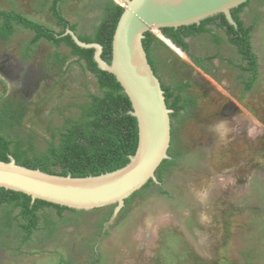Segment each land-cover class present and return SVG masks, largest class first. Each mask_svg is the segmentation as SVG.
Instances as JSON below:
<instances>
[{"label": "rangeland", "instance_id": "374dc122", "mask_svg": "<svg viewBox=\"0 0 264 264\" xmlns=\"http://www.w3.org/2000/svg\"><path fill=\"white\" fill-rule=\"evenodd\" d=\"M38 1L0 0V10L13 9L29 18L30 14L37 15L36 6L41 0ZM77 1L82 5L77 6ZM103 1L65 0L59 9L71 22L78 21L75 33L92 35L102 16ZM254 15L260 19L251 35L259 74L253 89L236 101L245 120L235 124L232 119L224 138L217 132L212 137L206 125L212 123L208 117L213 110L208 109L205 101L171 119L174 139L171 152L180 153L181 158L162 183H154L129 208L119 212L100 239L99 264H264V0H252L242 14L244 23L248 25ZM28 37L19 27L10 46L21 49ZM207 42L197 39L194 48L203 55H211L214 50ZM164 43L179 53L169 42ZM222 48L226 51L221 56H228L233 64L245 65L226 42ZM164 56L165 53L160 56V66L166 65ZM224 57L214 62L218 63L226 87L240 95L241 87H234L237 82L229 79L240 71L225 62ZM68 63L66 85L58 88L57 95L62 101L56 111L45 117L38 113L39 107L31 109L24 113L26 129L15 127L11 132L24 135L34 131V143L39 151L50 138L48 125L59 126L62 116L74 114L76 108L70 104L84 100L88 91L99 93L92 75L80 65ZM160 69L169 73V68ZM6 91L7 87L0 85V104L6 100L12 103ZM200 193H207L203 203ZM203 214L210 222L201 221ZM101 216L102 211L96 210L78 214L66 211L60 220L54 209L43 210L40 231L34 232L21 248L26 255L17 256L15 248L3 264H91ZM8 234L9 241L4 235L0 238L11 249L17 246L20 233Z\"/></svg>", "mask_w": 264, "mask_h": 264}, {"label": "trees", "instance_id": "16d2710c", "mask_svg": "<svg viewBox=\"0 0 264 264\" xmlns=\"http://www.w3.org/2000/svg\"><path fill=\"white\" fill-rule=\"evenodd\" d=\"M59 1L54 0L51 7L53 15L60 20L59 25H61L62 31L59 35L65 32L66 27L76 32L77 23L70 25L68 22L63 21L60 13L56 10ZM251 2L252 0H248L238 8L231 10L237 29L228 24L223 14H219L203 20L199 25L184 26L177 29L163 28L160 29V32L175 47L188 51L189 44L186 40L189 37L206 33L211 34L212 28L209 26L215 25L216 29L226 34L229 43L234 46L239 54L240 60L245 63L240 67L244 73H248L247 80L244 81V92H246L252 88L256 81L259 68L257 55L253 52L251 43V32L256 25V20H253L250 25L244 26V21L240 19L241 13L249 7ZM119 5L112 0H106L100 4L103 10L102 16L99 24L94 27L92 35H78V38L83 42L100 44L103 47L102 58L108 63L111 60L112 38L123 12V8ZM17 26L38 31L37 36L31 42L33 44L44 38L56 48L62 43L66 45L70 52L61 59L62 64L70 56H76L77 59L74 62L78 63L83 71L90 72L96 77L99 93L93 94L88 91L83 102L70 104L76 108L74 114L62 116L63 121L59 126L48 125L46 131L50 138L41 151L36 149L34 131L26 130L27 132L24 135L11 134L15 127L25 128L24 123H26L27 117H24L23 111L15 108L14 104L8 100L3 101V104H0V161L8 162V157L12 156L16 163L21 166L39 169L49 174L62 176L70 174L75 178L98 176L126 165L129 156L133 155L137 149V121L129 114V111H131L130 100L115 77L97 68L93 59L94 50L78 47L69 35L56 37L55 34L48 32L38 24L32 23L13 9L0 10L1 38L9 40L16 32ZM212 38L218 44L222 41L218 34H212ZM142 44L149 64L156 73V67L160 61L156 60L158 55L155 53L160 48L168 47L150 32L145 33ZM56 55L60 56L59 53H56ZM161 86L164 90L167 107L173 110L171 119L175 120L178 113L184 110L189 102L180 95L174 96L173 91H170V87L163 84ZM171 98H173L172 101H170ZM171 129V146L169 148L171 159L164 160L157 169L156 176L159 183L164 181L168 172L178 164L181 158L180 153L171 152L174 142L173 124H171ZM153 184L152 181H149L140 191L135 192L126 199L123 209L129 208L132 201L143 195ZM161 192L165 193L164 190H161ZM47 209H54L58 216L66 211L73 214L83 212L70 210L42 200L31 203V198L28 195L0 188V224L10 228L18 220L19 225L25 232L22 242L30 240L33 232L40 229V212ZM113 209L114 206H109L96 210L102 211V216L97 225L99 237L102 233L103 224L109 220ZM52 224L51 222L50 225ZM9 232L10 230L7 233ZM94 256L96 257L95 254Z\"/></svg>", "mask_w": 264, "mask_h": 264}, {"label": "water", "instance_id": "95a60500", "mask_svg": "<svg viewBox=\"0 0 264 264\" xmlns=\"http://www.w3.org/2000/svg\"><path fill=\"white\" fill-rule=\"evenodd\" d=\"M123 12L111 43V60L102 58L103 47L81 41L67 29L80 48L93 49L97 68L112 74L130 100L129 114L137 121L138 145L123 167L98 176L75 178L45 173L9 161H0V188L23 193L31 203L42 200L74 211H93L114 206L103 224L102 235L125 206V200L140 191L149 181L159 184L156 171L170 160L171 114L164 90L154 73L142 40L145 33H159L163 28L199 25L203 20L223 14L237 29L231 10L248 0H119ZM169 43H171L169 41Z\"/></svg>", "mask_w": 264, "mask_h": 264}, {"label": "flooded vegetation", "instance_id": "af4514ba", "mask_svg": "<svg viewBox=\"0 0 264 264\" xmlns=\"http://www.w3.org/2000/svg\"><path fill=\"white\" fill-rule=\"evenodd\" d=\"M53 1L54 0H41L40 3L36 6L37 15L33 13L34 15L30 14V17L28 18L25 15H22L21 13L20 14L29 19L32 23L38 24L48 32L55 34L56 37L66 36L65 32L70 28L66 27L65 32L59 35L60 31H62V27L61 25H59L60 20H58L51 11ZM105 1L106 0H104L103 3ZM65 3V0H60L59 2H57L56 10L58 11V13H60V17L63 19V21L68 22L70 25L74 23L78 24V21L71 22L69 19H67L63 13V10L59 9V6H63ZM80 5H82L81 1H77V6ZM249 7L247 8L249 9ZM247 8H245L241 13V20H243L242 14ZM100 11L102 15L103 10L100 9ZM253 20H256V25L252 30L251 35L257 28V24L259 23L260 19L258 16L254 15L248 25H250ZM248 25L244 23V26ZM19 27L29 35L27 41L23 42L22 47L20 46L21 49H17L16 46H10V41L17 30L9 40L0 37V85H5L7 87L6 95L8 96V94L10 93L11 96L9 98L12 100V104H14L15 108L23 111V113H26L31 111V109L34 110L39 107L40 111L38 113H42L45 117H49V114L56 111L57 106L61 104L62 100L58 97L57 93L58 88H63L66 85V69L67 66H69L68 62H71V64L75 63L79 65L78 63L74 62L76 61L77 57L72 55L64 64H62L61 59H63V57L70 52V49L66 45L62 43L59 47L56 48L44 38H41L36 44H33L31 42L33 38L37 36L38 31L33 29H25L22 26H17V29ZM209 27L212 28L211 34H199L197 36L189 37L186 40L189 44L188 51H183L178 47H176V49L179 50V53L171 51L169 48L158 49L155 53L156 55H158V57H156V60L161 61L160 56L165 53L164 59L166 60V65L160 66L161 62L158 63L155 74L159 78L161 85L163 84L166 87H170V91H173L174 96L180 95V97L189 102L186 108L178 113L177 118H179L180 115L184 113L186 114L189 109L196 108V105L199 101H205L208 103V109L212 108L211 110H213L211 116L208 117L212 121V123L206 126L208 127L207 131H209L212 137H214L216 135V125L221 121H225L228 126L232 123V119L235 124H241V122L245 120L236 105V101L238 102L240 100L239 97H242V95L244 94V81L247 80V76L246 78H244V72L240 67L241 64H233L228 60V56L224 57V55L221 56L222 54H220L226 51L222 48L224 42H226L229 47H232L234 49L235 53L240 58L234 46L229 43L226 34L223 31L216 29L215 25H211ZM75 34L77 36L83 35L78 33ZM212 34H218L222 41L219 44L216 43L212 38ZM162 37L164 36L162 35ZM197 39H202L206 42L208 41L207 46L213 47L212 50H214V52L211 55H203L198 50H196L194 48V44ZM27 48L28 51L26 52ZM62 50H65L63 51V54L61 53ZM56 53H59L60 56H57ZM221 57H224L225 59L223 60L225 62L231 63V66L240 71L233 77L232 75L229 76V79L234 80L235 83L237 82L236 84H233V86L235 85L236 87H241L240 95L238 92H235L226 87L225 83H223L222 72L218 69V63L216 64L214 62V59L220 61ZM163 66L165 68H169L168 74L162 72L163 70L161 71L160 67ZM88 73L94 77L96 82V77L94 76V74L90 72ZM246 74L248 75V73ZM9 86H12L11 89ZM96 87L99 92L97 82ZM252 89L253 86L250 90ZM16 98L18 99L16 100ZM232 99L235 101H233ZM172 100L173 98H171L170 101ZM80 102H83V100ZM57 113L59 114V111H57ZM201 133H203V131ZM63 215L64 212L61 216H58L60 220L63 219ZM19 223L20 222L18 220L15 221V224L10 228H6V226L0 224V237L4 235L7 241L10 240L9 234L7 233L9 230L12 231L16 236H18L20 233V237L18 238L19 240L17 241V246L11 249H9V246L5 245V241L1 240L0 238V264H3V262L7 260V258L9 257L8 253L15 250V248L17 249V256H22L23 254L26 255L21 248L31 240L33 234L31 235L30 240H28L27 242H22V238L25 232L24 229L19 225ZM36 231H40V229ZM51 232L52 230L49 229V236ZM101 235L100 237L98 236L97 242L95 244L94 254L96 255V257L94 256L91 264L100 263V253L98 252V247L101 243ZM105 235L106 233L103 236Z\"/></svg>", "mask_w": 264, "mask_h": 264}, {"label": "clouds", "instance_id": "9594fccd", "mask_svg": "<svg viewBox=\"0 0 264 264\" xmlns=\"http://www.w3.org/2000/svg\"><path fill=\"white\" fill-rule=\"evenodd\" d=\"M159 35H160V36H158V38H159L162 42H166V41L169 42V41H170V40H168V39L162 37L161 32H160ZM170 44H172V43H170ZM172 46H174V45L172 44ZM174 47H175V46H174ZM175 48H176V47H175ZM215 131L219 134V136H220L221 138H224V137L228 134V132H229V128H228V126H227V123H226L225 121H221L219 124L216 125ZM199 195H200V198H201V202L203 203V202L206 200V198H207V193H200ZM201 221H202V222H205V223L210 222V221H209V217H208L206 214H203V215L201 216Z\"/></svg>", "mask_w": 264, "mask_h": 264}, {"label": "bare ground", "instance_id": "6f19581e", "mask_svg": "<svg viewBox=\"0 0 264 264\" xmlns=\"http://www.w3.org/2000/svg\"><path fill=\"white\" fill-rule=\"evenodd\" d=\"M118 4H121V2L119 0H116Z\"/></svg>", "mask_w": 264, "mask_h": 264}]
</instances>
